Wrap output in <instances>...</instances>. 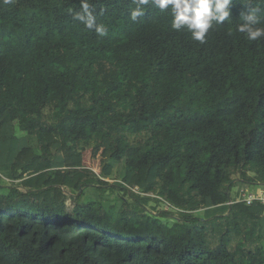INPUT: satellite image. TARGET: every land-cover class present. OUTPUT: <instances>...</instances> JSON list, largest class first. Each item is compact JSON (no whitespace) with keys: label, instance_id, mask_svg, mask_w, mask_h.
<instances>
[{"label":"trees","instance_id":"1","mask_svg":"<svg viewBox=\"0 0 264 264\" xmlns=\"http://www.w3.org/2000/svg\"><path fill=\"white\" fill-rule=\"evenodd\" d=\"M87 2L107 35L81 0H0V264H264V207L227 205L264 187V37L239 31L264 0L204 43L152 0Z\"/></svg>","mask_w":264,"mask_h":264},{"label":"clouds","instance_id":"2","mask_svg":"<svg viewBox=\"0 0 264 264\" xmlns=\"http://www.w3.org/2000/svg\"><path fill=\"white\" fill-rule=\"evenodd\" d=\"M137 7L131 11V20L135 22L138 17L144 15L141 8L150 0H136ZM156 7L164 11L171 8V27L175 31L187 29L191 38L200 43L205 42V37L213 22L222 24L231 16L232 0H152ZM83 15H78L89 30H94L99 36L107 35L103 24H98L96 16L90 10L87 0H81ZM245 23L239 27V31L246 34L250 41H256L264 37V27H255L259 23L257 10L243 14Z\"/></svg>","mask_w":264,"mask_h":264},{"label":"rangeland","instance_id":"3","mask_svg":"<svg viewBox=\"0 0 264 264\" xmlns=\"http://www.w3.org/2000/svg\"><path fill=\"white\" fill-rule=\"evenodd\" d=\"M108 142L101 143V144H85L82 143L81 150L83 152V161H84V166L94 173L98 174L101 172L102 167L104 165L105 159L107 158L106 154V147H107ZM145 174V170L141 169L139 173V181H143ZM105 184H111L113 181L111 180H103ZM259 186H254V187H238L234 186L231 190V196L237 192L238 190H257ZM235 190V191H234ZM67 207L71 211L73 208V203L69 200L67 202ZM165 210L167 209V206L164 207Z\"/></svg>","mask_w":264,"mask_h":264},{"label":"built area","instance_id":"4","mask_svg":"<svg viewBox=\"0 0 264 264\" xmlns=\"http://www.w3.org/2000/svg\"><path fill=\"white\" fill-rule=\"evenodd\" d=\"M237 203H245L247 206H250L253 203H259L264 207V187L259 186L257 190L235 191L227 205L231 206Z\"/></svg>","mask_w":264,"mask_h":264}]
</instances>
